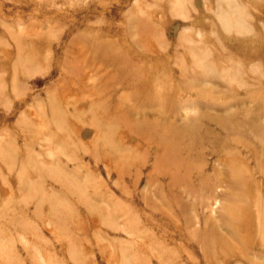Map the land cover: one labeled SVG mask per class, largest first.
Returning a JSON list of instances; mask_svg holds the SVG:
<instances>
[{"label": "rangeland", "instance_id": "1", "mask_svg": "<svg viewBox=\"0 0 264 264\" xmlns=\"http://www.w3.org/2000/svg\"><path fill=\"white\" fill-rule=\"evenodd\" d=\"M258 200L264 0H0V264H264Z\"/></svg>", "mask_w": 264, "mask_h": 264}, {"label": "bare ground", "instance_id": "2", "mask_svg": "<svg viewBox=\"0 0 264 264\" xmlns=\"http://www.w3.org/2000/svg\"><path fill=\"white\" fill-rule=\"evenodd\" d=\"M240 162L241 161L238 159H233L232 161H230V164L228 166L230 171H232L235 174L236 173L245 174V169L244 167L242 168ZM257 209L259 211V214L257 216V219L259 218V220L257 224H258V227H260V231H261L260 235L264 239V202H262L261 200H258ZM240 210H241L240 208H237V209H232L230 211V216L233 219V221H235L236 223H239V222L243 223V222H246L248 219L247 216H244L243 214H241ZM248 224H249V221L246 222L245 225L247 226Z\"/></svg>", "mask_w": 264, "mask_h": 264}]
</instances>
